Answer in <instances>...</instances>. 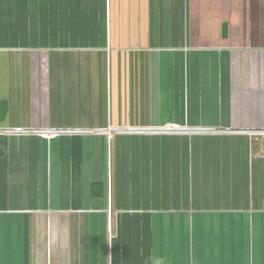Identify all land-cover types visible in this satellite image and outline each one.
Segmentation results:
<instances>
[{
  "label": "crops",
  "instance_id": "0c3cea01",
  "mask_svg": "<svg viewBox=\"0 0 264 264\" xmlns=\"http://www.w3.org/2000/svg\"><path fill=\"white\" fill-rule=\"evenodd\" d=\"M263 134L264 0H0V264H264Z\"/></svg>",
  "mask_w": 264,
  "mask_h": 264
},
{
  "label": "rangeland",
  "instance_id": "374dc122",
  "mask_svg": "<svg viewBox=\"0 0 264 264\" xmlns=\"http://www.w3.org/2000/svg\"><path fill=\"white\" fill-rule=\"evenodd\" d=\"M81 19L83 20V18H81ZM73 21L77 22L78 24L80 22V20L78 21V18L77 17H75V19Z\"/></svg>",
  "mask_w": 264,
  "mask_h": 264
},
{
  "label": "built area",
  "instance_id": "2783aa9c",
  "mask_svg": "<svg viewBox=\"0 0 264 264\" xmlns=\"http://www.w3.org/2000/svg\"><path fill=\"white\" fill-rule=\"evenodd\" d=\"M263 136H264V134H263Z\"/></svg>",
  "mask_w": 264,
  "mask_h": 264
}]
</instances>
